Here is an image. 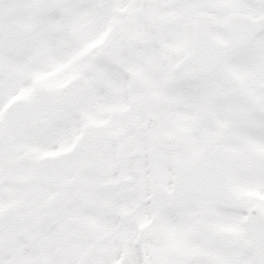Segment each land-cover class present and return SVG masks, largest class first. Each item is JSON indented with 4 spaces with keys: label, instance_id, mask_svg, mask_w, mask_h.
Masks as SVG:
<instances>
[{
    "label": "snow or ice",
    "instance_id": "obj_1",
    "mask_svg": "<svg viewBox=\"0 0 264 264\" xmlns=\"http://www.w3.org/2000/svg\"><path fill=\"white\" fill-rule=\"evenodd\" d=\"M0 264H264V0H0Z\"/></svg>",
    "mask_w": 264,
    "mask_h": 264
}]
</instances>
